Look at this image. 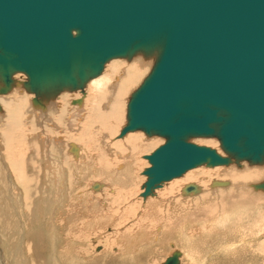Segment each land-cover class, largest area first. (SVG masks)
<instances>
[{"label": "water", "instance_id": "water-1", "mask_svg": "<svg viewBox=\"0 0 264 264\" xmlns=\"http://www.w3.org/2000/svg\"><path fill=\"white\" fill-rule=\"evenodd\" d=\"M36 22V33L22 32ZM137 56L154 62L131 96L121 137L143 131L166 140L148 157L145 196L201 166L264 165V0H0V95L19 73L35 103L84 92L108 62ZM164 116L187 127L169 129ZM198 138L218 140L226 156Z\"/></svg>", "mask_w": 264, "mask_h": 264}, {"label": "bare ground", "instance_id": "bare-ground-1", "mask_svg": "<svg viewBox=\"0 0 264 264\" xmlns=\"http://www.w3.org/2000/svg\"><path fill=\"white\" fill-rule=\"evenodd\" d=\"M38 29H39V23L36 22L32 25L31 29L23 28L22 32L24 31V33H31L32 31L36 33ZM119 60L122 59H114L108 62L105 65L103 73L97 78L91 80V84L92 83L95 84L91 85V88L86 86L84 92H82L81 90L76 92L66 91L57 95L55 98L48 99V101H46V97H41L42 98L41 103H35L34 102L36 98L35 93L29 92L30 94H34L35 97L31 95L30 100L27 98H20L19 101L15 103L12 98H4L3 96L8 95L9 93L15 91L16 89L25 90L27 93L28 91L24 88V86L17 78H14L16 80V83L13 89L7 94L0 95V111L2 106H4L6 110L5 113L2 110L4 114L0 115V138H3V143H4V145L2 146V150L6 149L5 144L9 146L10 144L13 143L14 139L17 140L16 141L17 143L23 142L24 144L23 149L21 148L15 151H8L10 149L6 150L7 156L9 155L8 160H6V163L10 167V169L13 168V170L17 174V179L20 178L19 180L20 186L21 185L23 186L21 187L22 189L20 190L18 195L20 197L19 200L23 201V203L21 202L18 205V204H13V202L10 201V209H15L17 211L6 210L5 208H3V206L0 205V232L2 230V227L6 229L5 231L6 233L8 232V236L6 238L8 241H10L11 247H13L11 250L12 255L10 256L11 260H13V264H65L64 259L68 258L67 255L73 254L74 256L81 258L87 257V250H84L82 247L79 248L75 246L77 247V249H75V247L74 248L70 247L63 250L60 249L61 247L58 248V246L57 247L55 246L56 248L53 247V243L51 248L50 246L47 245L46 235L42 233L41 226L40 225L37 226L38 217H43L45 214L41 213L40 209H36V207L37 206L41 207L42 205L46 204L50 197L47 198L46 194L44 193L42 194V197L38 196V199L35 201V203L30 200L28 201V198L26 197V193L27 195L32 197L36 189H38L39 183L36 175L27 177V171L29 173L35 171L37 172L36 164L39 160V157L44 156L45 158V155L49 157L51 154L53 155L56 154L59 157L61 154V151H59L60 149L57 148L58 144L57 145L51 144L52 147L44 146L43 138L40 136L41 134L35 133L36 125H39L41 127L43 126L42 123L43 121L40 120L41 117L45 121H52V123H54V126L56 125L57 129L62 128L61 127L62 125L65 126V129L66 126L74 128L75 125L76 126L81 125L80 123L83 121L82 113L85 111L84 104L85 101L87 100L88 92L90 91H91V97H89L87 104L89 106V110L87 111V116L85 117L86 119L83 122V126H87L88 128L80 133L81 136L85 138L86 132L91 131L94 127L97 126H99V129H101V134L103 135V140L105 141L110 139V137L112 138L114 135L118 133L123 123L124 110H126L127 112V108H125L127 103L126 100L128 98L127 95H129L131 90L136 87L137 83H139L138 81L140 79V75L143 72L145 65L148 66L149 62L151 63L154 62L153 59H148L143 56H137L132 59L135 60L133 64L126 66L125 65L126 63L120 62ZM120 68L121 69L125 68L123 74L119 72ZM227 71H223V73H220L222 79L225 78L224 75ZM18 75H23V74L19 73L16 74L15 76L17 77ZM211 76H213V74L210 75L209 78ZM74 94H78V98L77 97L73 98L74 96L72 95ZM130 95L132 96V94ZM170 95L172 96L173 100L175 101L180 100L181 102H184L185 98H183V96H181V94L178 91L171 89ZM69 102L74 106L75 109H77L76 112L72 113L73 115L72 114L70 115V110L68 108ZM128 103L127 106L129 105ZM13 105L18 106L17 108V110H19L18 112L14 111ZM13 113L18 114L19 117L12 116ZM29 113L30 114L32 113L31 117L28 115ZM76 115H78L77 119L78 117H80L79 121L75 120ZM164 117L166 121L165 126L169 129L175 127H178V129L180 128L185 129V127H187L185 124V120L182 117L170 118V119L167 116ZM162 124H164L163 121ZM25 127H28L31 130H27ZM49 132L48 135L51 134ZM121 132L122 131L119 132L120 134L117 137V140H120L121 138H124L126 135L129 134L127 133L125 136L121 137ZM55 133L57 134V132H54V134ZM73 133L74 134L71 135L75 137L80 135L79 132L75 133L73 131ZM130 133H135V132H130ZM38 136L41 137L39 140L37 139L39 138ZM63 136H61L62 138L61 137L55 138L54 136V138L56 140L59 139L63 140ZM141 137H142L141 134L138 136H129L125 139L124 142L117 143L118 141L116 140L117 142L113 144V149L117 153H122L123 155L124 160L121 161L123 163L121 165H118L116 167L113 166L111 167L112 162L108 157H105V154L101 152L100 155H97L98 159L97 160L95 159L94 164L98 163L99 168L97 169L95 175L101 174L102 175L100 176L101 178L102 177H106V179L109 178V180L112 181L114 184H116L118 187L124 188L129 192V189L132 187L135 181L134 169L137 168L134 167L136 166L138 161L136 157L140 154L152 150L155 146H157V141L153 139V137L156 136L147 135L145 137L148 138L147 140H144L145 138L142 139ZM50 138H47L48 140L46 141L47 143H52ZM36 140L43 145L41 147L42 148L41 150H38V147L36 146ZM93 140L94 139H92V142ZM204 140H207L206 142L209 145V148L217 150L218 153H220L222 156H226L222 148H219L218 144L220 143L218 140L216 139H204ZM208 140H214L212 142V145ZM215 140L218 143L215 142ZM105 146L106 144H104L103 147ZM125 146L128 147L129 150H125L124 149ZM67 148H68V152L69 153L72 152V154L75 157L78 158L81 157L82 149L78 145V143L70 142L67 145ZM97 150L100 152L99 148L95 149V152ZM173 150L180 152L179 151L180 149L177 148L176 146L173 147ZM14 152L17 155L16 161H13L14 159L11 158V154H15ZM41 154L43 156H41ZM117 155L121 156L120 154ZM7 156H4V161ZM148 157L149 156H147L146 159L149 161ZM15 162H17L19 166L16 167ZM247 164L248 162L243 161L239 164L233 163L229 166H221V167L217 166L218 167L217 169H209V170H206L205 168H202L201 170L196 168L191 169L181 177L164 182L162 184L164 186H161L163 187L162 189L159 190L158 188H156L147 196H145L146 188L143 186L144 193L142 197L146 199V204L144 208L145 215L148 216L153 215L152 217H155L154 218L155 223L153 221L155 227L158 225H162L164 228V233H163L164 236H166V238L173 239L174 238L173 236H175V232L177 231V228H179L178 227L179 223L180 222L184 223L185 221L191 218L199 219L200 221H204L207 224H212L213 222H215V218H216L217 226L221 230L226 231L227 226L231 223V217L229 216L228 213H233L237 218V220L234 222V225L237 226L236 228L237 233L242 234L245 230V236L241 237L238 240V242H243L247 250L242 253V251L240 250L225 246L223 239L220 236H218L219 230L217 228L213 230H208V228L204 226L203 227L205 229V231H203L204 234L207 237L208 236L210 237L209 238L204 237L205 239L203 240H205L207 245H209L211 251H213L216 254V257L218 255L220 259L218 260L215 257V259L209 260L210 258L209 257L208 258L209 262L207 263L227 264L230 261L233 262V260H240L239 262L241 264H264V222L263 220H261V218H259L260 217L259 215L256 216V213L260 214L262 212V209L264 210V193H263L264 190L256 188L257 185L264 183V165L250 168L252 166L250 164L248 165ZM169 167L171 166H166L163 164L161 166V168L164 170L168 169ZM150 168H152V165ZM18 173H19V177H18ZM156 174L158 175L159 171H156ZM143 175L146 176L145 174ZM0 176H2V174ZM42 177L47 178L41 170L39 173V178L41 179ZM56 180L61 182L62 178L56 176ZM52 181L53 178L48 182L46 179L45 181L46 184L43 183V185L47 186L49 192L51 191L50 188L48 187L49 184H54V182L51 183ZM13 182L16 183L12 177L9 178V184ZM209 183H211L210 185L211 187L210 189L212 190L211 193L205 191V189L208 188ZM190 184H194L197 186L198 188L197 193L186 194L184 192V188ZM96 185L98 186L97 188H95ZM6 186H7V180L6 181L0 180V195H1L0 203L4 202L5 199L4 197L8 194V192L5 191ZM108 187L109 186L106 183H102V184L93 183L91 189L93 192H99L101 189L105 190ZM10 189L12 190L13 188L10 187ZM249 190L252 192L249 193ZM51 192L50 194H52ZM59 192L65 194V189L61 185L59 186ZM251 194L255 195L256 197H252ZM83 196H80L81 200L83 199L82 198ZM176 196L177 197L196 196V198L185 201H176L175 202L176 204L175 205L172 204L170 207L169 202H167V200L170 199L171 197L175 198ZM85 203L86 204L83 205V208L91 209V210H93L92 207L98 205L97 202L96 203L90 202L93 203L92 205L91 204L88 205L89 202H85ZM189 204H191V206ZM112 205L114 206V203ZM18 206L20 207L18 208ZM20 208L22 209V212L18 211ZM245 209H247V213L246 211L245 213L242 211ZM252 209L254 213L252 212ZM148 210L149 212H147ZM115 214H117V212H115ZM242 218L243 219L245 218V222L242 220ZM5 219H7L9 225L6 223ZM77 220L73 221V227H76ZM104 221L105 219L100 218L96 222L98 226L99 225L101 226L103 225ZM109 221H112V224H115L118 220L115 221L114 215H111ZM242 225H246V227ZM86 228H88V225L86 226ZM183 228L181 227L180 231H182ZM27 231H29V233H26ZM186 231H184V233L183 231L181 232V235L183 234L185 235L183 237H187ZM176 233L178 234V232ZM41 234L45 237L44 245L41 242L42 239ZM139 234L140 233H138V235ZM123 236L124 235H121L120 237ZM146 238L147 237L143 238L142 242H144V240H148ZM211 238H212V243L210 241ZM81 239L82 238H80V240ZM118 240L120 241V239ZM140 240L139 242H141ZM137 242L138 241H136V243ZM54 244L57 245L56 243ZM145 244H148V242ZM150 244H152V242ZM137 245L135 246L123 245L125 251L122 252L121 257L111 256L110 263L117 264V261L122 262L121 264H127L126 261L132 263L131 261L133 259V256H135L134 250L136 249ZM147 249L145 251L146 252L145 255L148 254L146 257V261L145 258L144 259L141 258L140 262L138 261L140 264L150 263L149 258L151 259L150 257L151 251L149 250L150 248ZM174 250H175L174 252L176 251L180 252L181 254L180 264H181V258L183 257V253L178 249L177 250L174 249ZM171 252L169 254H171ZM213 252L211 253L213 254ZM5 257H7L6 254ZM233 257L237 259H234ZM221 258L224 259L222 263H221L222 261ZM204 261H207V259L205 258ZM89 264H98V263L90 261ZM202 264H205V262H203Z\"/></svg>", "mask_w": 264, "mask_h": 264}, {"label": "rangeland", "instance_id": "rangeland-1", "mask_svg": "<svg viewBox=\"0 0 264 264\" xmlns=\"http://www.w3.org/2000/svg\"><path fill=\"white\" fill-rule=\"evenodd\" d=\"M122 60H119V61L126 63L125 64L126 66H129L135 62V60H130V61L128 60L122 61ZM152 65H153V62L152 63L149 62L148 66L145 65L143 72L140 75V79L138 81L139 83H137L136 87L131 90L130 94H133L135 89L137 90L141 86L142 82L147 77L148 73L150 72ZM124 71H125V68H122V69L120 68L119 70V72L122 74ZM14 78H17L21 82L22 85H23V82L26 81V76L24 75H18L17 77L15 76ZM94 84L95 83L91 84V81H90L87 84V86L91 88V85H94ZM130 94L127 95L128 97L126 100L127 103H128V100L130 102V99H131ZM31 95L33 97L36 96V95L34 96V94H30L29 92L27 93L25 90L16 89L15 91L3 97L12 98L13 101L17 103L20 98H27L30 100ZM72 96H74L73 98H76V97L78 98V94H74ZM89 97H91V91L88 92V97L86 100L87 102L85 101V104H84L85 111L82 113L83 121L80 123L81 125H77V126L75 125L74 128L66 126V129H65V126L62 125L61 126L62 128L57 129L56 125L54 126V123H52V121H45L42 117L40 120L43 121L42 122L43 128L39 125H36L35 133L41 134L40 136L43 138L44 146L50 147L51 144L52 145L58 144L57 148L60 149L59 151H61V154L59 157L56 154L54 155L51 154L49 157L45 155V158H44V156L41 154V156L43 157H39V160L36 164L37 172L35 171V172L29 173L27 171V177L36 175L38 179V183H39L38 189H36L32 197H30L26 193V197L28 198V201L30 200L35 203V201L38 199V196L42 197V194L44 193L46 194L47 198L50 197L46 204L42 205L41 207L40 206L36 207V209H40L41 213L45 214L43 217H38L37 226L40 225L42 228V233L46 235L47 245L50 246L51 248L52 243H53V247L58 246V248L61 247L60 249H63V250L70 248V247L74 248L75 246L79 248L82 247L84 250H87V257L85 258L77 257V256H74L73 254L67 255L68 258L64 259L65 264H89L90 261L96 262L98 264H104V263L111 264L110 263L111 256L121 257L122 252L125 251L124 246H132V245L135 246L137 244L138 245L136 246V249L134 250L135 256H133V259L131 261L132 263H130L129 261H126L127 264H140L139 262L141 258L142 259L145 258V261H146V257L148 254L145 255L146 254L145 251L147 248H150L149 250L151 251V252L149 251L151 255L150 256L151 259L149 258V261H150L149 264H163L166 261V259L170 257L171 254L175 251L174 249L176 250L178 249L179 251L183 253V257L181 258V264H202L203 262H205V264H208L207 262H209V260L215 259L216 254L213 251H211V249L209 248V245H207L206 241L203 240L205 239L204 237H206V235L203 232L205 231V229L203 228L204 223L200 221L199 219L191 218L189 219L190 221L189 220L185 221L186 223L180 222L181 225L179 223L178 225L179 228H177V231H176L178 232V234L175 232V236H173L174 238L172 239V238H166V236H164L163 234L164 228L162 225H158L155 227L154 225L155 217H152L153 215L152 216L145 215L144 208L146 204V199H144L142 195L144 193L143 186H144V183L147 181V177L144 176L143 174L148 168L151 167L146 157L152 155L153 152H155L159 147L165 144L166 140L164 138L162 137L159 138L158 136L153 137V139L157 141V146H155L152 150L146 153L140 154L136 157L138 161H137L136 166L134 167V168H137V169H134L135 181L132 187L129 189V192L124 188L118 187L116 184L110 181L109 178L108 179H106V177L101 178L100 177L102 176L101 174L95 175L97 169L99 168L98 163L94 164L95 159L96 160L98 159L97 155H100V153L102 152L103 154H105V157H108L110 161L113 163V164L111 163V167L112 166L116 167L118 165L123 164L121 161L124 160V158H123L122 153H117L113 149V144L116 143L117 141H118L117 143L124 142L125 139L129 136H138L141 134L142 136L141 138L143 139L147 135L142 131H137L135 133H129L124 138L117 140V137L120 134L119 132L122 131V129L127 125V112L126 110H124V118H123V123H122L123 126L121 125V128L119 129L118 133L114 135L112 138L110 137V139H108L109 141L106 140L108 143L105 140H103V135L101 134V129H99V126L94 127L89 132H86V136L85 138H83L80 133L88 128L87 126H83V122L86 119L85 117L87 116V111L89 110V106L87 105ZM46 101H48L47 97H46ZM127 103H126L125 108H127V111H128ZM17 108L18 106L13 105L14 111L18 112L19 110H17ZM68 108L70 110V115L73 112H76L77 110L74 108V106L70 102H69ZM2 110L5 113L6 110L4 106L1 107L0 115L4 114ZM31 114L29 113L28 115L31 117L32 116ZM12 116L19 117V115L16 113H13ZM77 116L78 115H76L75 120L79 121L80 117H78L77 119ZM25 128L27 130H31L28 127H25ZM53 131L57 132V134L56 133L54 134ZM73 131L75 133L79 132L80 135L77 137L72 136L71 134H74ZM48 132L51 134L48 135ZM40 136H38L39 137L37 138L38 140L41 138ZM54 136L55 138L63 136V140L61 139L56 140ZM47 138H50L52 143H47L46 142L48 141ZM92 139H94L93 142H92ZM147 139L148 138H145L144 140H147ZM16 141L17 140L14 139L13 143L10 144L9 146L5 144L6 149L2 150V146L4 145V143H3V138H0V175L2 174V176H0V180H5V181L7 180V186L5 187V191L8 192V194L4 197L5 198L4 202L0 203V205L3 206V208H5L6 210H14V211H17V210L10 209V201H12L13 204H18V205L21 202L23 203V201L19 200L20 197L18 196L20 190L22 189L21 187L23 186L22 185L20 186V183H19L20 178L17 179V174L15 173L13 168L10 169V167L6 163V160H8V156H9V155L7 156L6 150L10 149L8 151H15L17 149L24 148L23 142L17 143ZM206 141L207 140H204L202 138L192 140V142L197 145L209 147ZM208 141L212 145V142L214 140H208ZM70 142H76L81 147L82 154L80 158L75 157L72 154V152L71 153L68 152L67 145ZM215 142L217 141L215 140ZM104 144H106L105 147H103ZM18 145L21 147H19ZM218 145H219V148H221V145L220 144ZM36 146L38 147V150H41L42 149L41 147L43 145L36 140ZM97 148H99L100 152L98 150L95 152V149ZM124 149L129 150V148L126 146L124 147ZM117 154H120L121 156ZM4 156H7L5 161H4ZM16 157H17L16 153L11 154V158L14 159L13 161H16L17 159ZM15 163H16L15 164L16 167L19 166L17 162ZM251 166L252 167L250 168L259 167L260 165L258 166L251 165ZM202 168L209 170V169H217L218 167L211 168V167L201 166L196 169L201 170ZM41 170L47 178H44V177H42L41 179L39 178V173ZM56 176L61 177L62 181L61 182L57 181ZM11 177L15 180L16 183L13 182L9 184V178ZM18 177H19V173H18ZM52 178H53V181L51 183L54 182V184H49L48 186L50 190L52 191V192L50 191L52 193L50 194V192L47 189V186L43 185V183L46 184L45 182L46 179L48 182ZM25 179H26V176H25ZM93 183H101V184L106 183L109 187L106 188L105 190L101 189L99 192H93L91 189V186L93 185ZM60 185L65 189V194H62V192H59ZM210 185L211 183H209L208 188L205 189L206 192L211 193L212 190L210 189L211 188ZM10 187H12L13 189L11 190ZM162 188L163 187H160L158 189L160 190ZM219 189H222V188H219ZM251 192L252 191L249 190V193ZM80 196H83L82 198L84 200L83 199L82 200L84 202L81 200ZM252 197H256V196L252 195ZM0 198H1V195H0ZM193 198H196V196L195 197H177L176 196L175 198L171 197L170 199L167 200V202H169V205L171 207L172 204L173 205L176 204L175 203L176 201H185L189 199L191 200ZM85 202H89L88 205L90 204L92 205L94 202L95 203L97 202L98 205L92 207L93 210L85 209L83 208V205L86 204ZM90 202H93V203H90ZM113 203H114V206L112 205ZM189 205L191 206V204ZM19 207L20 206H18V208ZM18 211L22 212V209L20 208ZM58 211L59 212L61 211V212L59 213ZM242 211L244 213L246 211L247 213V209L242 210ZM115 212H117V214H115ZM147 212H149V210ZM252 212L254 213L253 209H252ZM228 214L234 215L233 213H228ZM111 215H114L115 221L118 220L115 224H112V221H109V218H111ZM257 215H259L260 216L259 218H261V220H263L264 222V210L262 209V212L260 214L256 213V216ZM100 218L105 219V221L103 225L98 226L96 221H98ZM5 220H6V223L8 224L7 219ZM75 220H77L78 222L76 221L77 225L76 227H73V221ZM235 220H237V218ZM242 220L244 221L245 219H242ZM215 222H216V218H215ZM215 222L208 225V230L211 229V226L215 224ZM87 225H88V228H86ZM181 227L182 228L184 227L182 229L183 233L184 231L187 230L186 231L187 237H183L185 236L183 233H182L183 235H181V232H182L180 231ZM141 230H144L146 234L148 235H146L145 232ZM5 231L6 229L2 227V230L0 232V240H1L0 241V264H3V263L13 264V260H11L10 258V256L12 255L11 250L13 247H11L10 241L7 240L6 237L8 236V232L6 233ZM140 231L144 233H141ZM26 233H29V231H27ZM138 233L140 234L138 235ZM242 234L243 236H245V230ZM121 235H124V236L120 237ZM41 237H42L41 242L44 245L45 237L42 234H41ZM145 237H147L146 239L148 240H144V242H142L143 238ZM80 238H82L83 240L82 239L80 240ZM237 238H238V233L236 229L231 228V230L227 233L224 239L225 244L231 245V243L237 242L238 240ZM118 239H120V241ZM139 240L141 242H139ZM136 241L138 242L136 243ZM147 242L148 244H145ZM151 242L152 244H150ZM54 243H56L57 245H55ZM77 247H75V249H77ZM170 252L171 254H169ZM211 252H213V254ZM243 252L244 251L242 250V253ZM5 254L7 257H5ZM205 258L207 259V261H204ZM233 258L237 259L235 257ZM223 261L224 260H222L221 263ZM239 261L240 260H233V262L230 261L231 263L228 262L227 264L229 263L230 264H241ZM121 263L122 262L117 261V264H121Z\"/></svg>", "mask_w": 264, "mask_h": 264}, {"label": "crops", "instance_id": "crops-1", "mask_svg": "<svg viewBox=\"0 0 264 264\" xmlns=\"http://www.w3.org/2000/svg\"><path fill=\"white\" fill-rule=\"evenodd\" d=\"M230 217H231V223L227 226V229H226V231H223V230H221L218 226H217V223L215 222V224H213L212 226H211V229L210 230H213V229H218L219 231H218V236H220L222 239H223V241H224V244H225V237H226V235H227V233L231 230V228H237V226H235L234 225V222L236 221L235 219H236V217H235V215H229ZM243 219V218H242ZM245 219V218H244ZM203 223H204V226H206L207 228H208V225L209 224H207V223H205L204 221H202ZM244 222H245V220H244ZM244 227H246V225H243ZM199 232V231H198ZM210 236H206V238H209ZM212 237V236H211ZM241 237H243V234H238V240L241 238ZM212 240V238L210 239V241ZM238 240H237V242H235V243H231V245L230 244H225V246H227V247H230V248H233V249H237V250H240V251H246L247 250V248H245V245H244V243L243 242H238ZM212 243V242H211ZM218 260H220L219 259V257H218V255H217V257H216ZM221 260H224L223 258H221ZM246 263V262H245Z\"/></svg>", "mask_w": 264, "mask_h": 264}]
</instances>
